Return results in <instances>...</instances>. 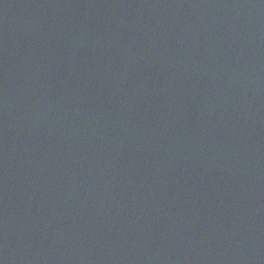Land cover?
<instances>
[{"label": "water", "instance_id": "obj_1", "mask_svg": "<svg viewBox=\"0 0 264 264\" xmlns=\"http://www.w3.org/2000/svg\"><path fill=\"white\" fill-rule=\"evenodd\" d=\"M0 264H264V0H0Z\"/></svg>", "mask_w": 264, "mask_h": 264}]
</instances>
